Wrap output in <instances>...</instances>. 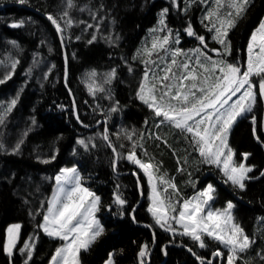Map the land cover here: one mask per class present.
I'll return each mask as SVG.
<instances>
[{
	"label": "trees",
	"instance_id": "1",
	"mask_svg": "<svg viewBox=\"0 0 264 264\" xmlns=\"http://www.w3.org/2000/svg\"><path fill=\"white\" fill-rule=\"evenodd\" d=\"M72 3L69 8L67 0L24 3L0 0V37L7 42L0 41V63L4 55L11 56L10 52H15L13 57L18 61L10 78L0 84V116L7 120L2 122L7 129L0 134V143L11 146L8 151L0 147V264H25L26 254L19 251L25 243L34 245L28 264L51 263L61 241L44 234L39 225L56 175L62 168L72 167L80 171L83 184L100 197L97 216L104 228L88 249L80 253V264H104L110 256L113 264H140L138 253L145 244L148 245L145 264H208L209 260L218 264L212 253L224 252L225 248L217 241L205 237L207 247L200 248L188 236L174 235L155 224L147 211L148 179L125 158L133 143L137 145L139 159L157 165V175L175 183L179 197L173 199H190L195 188L201 190L211 183L216 189L213 203L225 207L232 202L235 222L254 241L240 254L236 264H264V177L248 190L226 182L219 168L202 162L190 134L161 123L162 118H157L137 96L146 67L150 73L162 75L175 49L193 60L199 54L197 49L208 57L217 52L218 58L227 63L242 65L251 33L264 16V0H249L242 15L233 17L235 26L228 30L227 36L229 54L213 39L215 31H209L212 25L204 19L217 8L215 0H178L179 8L172 0H72ZM164 9L168 11L162 26ZM66 10L73 25L66 27L64 20H60L65 28L62 43L61 34L47 17L50 14L59 20ZM227 11L232 9L227 6L220 9L221 18ZM80 21L93 27L84 33L85 25ZM13 23L21 26L12 27ZM189 24L196 36L187 35ZM169 33L168 53L153 52L149 57L145 49H151L154 39ZM197 36L204 37L206 47ZM34 53L44 55L51 65L40 85L36 76L43 74L31 67ZM185 58V55L177 57L178 63ZM200 58L208 62L204 56ZM145 60L150 63L146 65ZM113 70L114 78L105 83ZM92 73L105 91H96L95 95L89 92L86 81ZM15 97L16 105L5 115ZM113 107L117 111L112 112ZM262 107L258 98L255 107L260 111L258 134L264 143ZM105 127L117 153L102 138ZM126 134L132 135L131 141ZM80 140L88 144L87 149ZM229 141L239 147H250L254 144L253 131L236 124ZM53 156L55 159H51ZM260 156L257 153L256 158ZM45 160L50 162L44 163ZM116 194L126 201L123 207L115 203ZM12 224L21 228L10 258L3 248L6 230Z\"/></svg>",
	"mask_w": 264,
	"mask_h": 264
},
{
	"label": "snow or ice",
	"instance_id": "2",
	"mask_svg": "<svg viewBox=\"0 0 264 264\" xmlns=\"http://www.w3.org/2000/svg\"><path fill=\"white\" fill-rule=\"evenodd\" d=\"M19 2L24 3L25 0H19ZM172 3L179 8L178 0H172ZM215 3L217 8L209 11L204 19L209 20L212 25L209 31H215L213 39L224 46L225 54H229L228 30L235 26L233 17L242 15L249 0H215ZM67 4L71 8L72 0H67ZM225 6L232 11H227L224 13V18H221L220 9ZM167 11L164 9L161 14L160 23L162 26L164 25L163 16L167 14ZM68 17L67 10L63 12L59 20L50 14L47 17L55 26L57 33L61 34L62 43L65 28L61 26L60 20H64L66 27H71L73 20ZM11 26L19 27L21 25L13 23ZM87 27L91 28L93 25L88 24ZM186 32L189 36H196L191 24L188 25ZM170 38L171 33L154 39L151 49H145V52L149 57L153 52L157 55L160 51L168 53L169 49L166 46L169 45ZM196 38L201 44H205L204 37L197 36ZM95 39L96 37L93 36L92 41ZM175 43H179L178 38ZM254 49L259 50L255 57ZM247 51V67L242 71L241 67L227 63L223 59L212 60L199 49L196 50L199 54L194 60L182 50L175 49L171 52L170 63L162 69V75L155 72L150 73V69L146 67L137 93L139 100L147 105L157 118H162L161 123L166 122L170 126L190 134L191 143L198 151L203 163L215 165L227 178L226 182L230 181L232 185L238 186L241 190L245 188L244 182L251 179L248 173L252 172L253 168L246 166L243 162L235 163L233 160L234 151L228 143V138L237 120L246 113L252 112L256 103L255 89L257 86L252 79L254 76L259 78L258 92L259 96L264 98V22H261L258 29L253 32ZM181 55H185L186 58L178 63L177 57ZM201 56H204L208 62L205 63L201 60ZM17 63L18 61H14L11 64L12 70L15 69ZM144 63L148 65L150 62L145 60ZM151 63L156 62L151 61ZM174 67L177 69L176 71L173 70ZM129 70L131 71V69ZM10 76L11 73L4 79H0V84ZM91 76L95 77V73H92ZM114 76L115 70L107 75L105 83L111 82ZM96 91L103 92L105 89L93 81L89 85V92L95 95ZM234 97L235 99H233ZM16 103L15 99L10 102L5 110V115L12 111ZM111 111L115 112L117 108L113 107ZM2 122L3 116H0V123ZM252 122L253 125L257 124L255 118ZM256 131L257 129L254 127V135ZM102 138L108 142L113 153H117L116 147L110 141L106 127ZM126 138L131 141L132 135L126 134ZM79 143L85 149L88 148V144L84 140H80ZM92 147H95V144H92ZM136 147L137 145L133 143L125 158L141 169L148 179L151 203L147 211L152 214L155 224L164 231H170L175 235L177 230L173 227L174 223L182 230L178 233L179 235L188 236L191 240L198 242L200 248L207 247L203 239L204 236L217 241L228 249L226 264H235V261L241 259L240 254L246 252L254 241L235 222L232 214L233 203L229 201L224 209L212 208L210 202L215 198V189L212 185H208L207 188L190 199L183 197L173 199V196L179 197V189L175 183L171 179H166L165 176L157 175L159 172L157 165L139 159L136 155ZM16 151H19V146ZM248 155L247 153L243 154L245 161ZM117 158H119V154H117ZM51 159H55V156ZM43 162L49 163L50 161ZM113 166L115 167V162ZM261 175H264V172ZM55 181L56 190L48 201L43 223L39 227L47 236L64 242L63 246L56 249L51 264H80L81 250H87L104 232V228L96 219L100 197L82 186V178L75 167L62 168L55 177ZM159 185L164 187L161 189ZM169 189L172 191L169 192ZM114 199L115 203L121 207L126 203L119 194H116ZM20 228L19 224H13L6 230L7 239L3 250L10 258L16 250ZM153 235L155 236L154 233ZM33 247L34 245L25 243L19 249L22 254H26L25 264H28V261L32 259ZM193 254L195 255V253ZM138 255L141 258L140 264H145L143 258L148 255L147 244L141 248ZM224 255L220 250L212 253L213 257L223 258ZM197 259L202 258L197 257ZM208 264H212V261L209 260Z\"/></svg>",
	"mask_w": 264,
	"mask_h": 264
},
{
	"label": "rangeland",
	"instance_id": "3",
	"mask_svg": "<svg viewBox=\"0 0 264 264\" xmlns=\"http://www.w3.org/2000/svg\"><path fill=\"white\" fill-rule=\"evenodd\" d=\"M261 22H264V16H263V18H262V20H261ZM261 22L259 23V25L261 24ZM76 23H79V22H76ZM80 23L81 24H84L85 26H84V33H87L88 32V30L90 29L89 27H87V25L88 24H91V23H87L86 24V22L85 21H80ZM92 25V24H91ZM259 25L252 31V33H251V36H252V34H253V32L254 31H256L257 29H258V27H259ZM75 26V25H74ZM62 27H63V25H62ZM96 29H99V27H94V30L95 31H97ZM103 35V34H102ZM106 36H108V35H105L104 34V37H106ZM110 36V35H109ZM251 36H250V38H251ZM0 41H2L3 43H7L6 42V38H4V37H0ZM2 42H0V43H2ZM249 42H250V39H249V41H248V44H249ZM248 44H247V47H246V52H245V58H244V62H243V64L241 65H237V66H239V67H241V69H242V71L243 70H246V67H247V59H248V51H247V48H248ZM11 51H14L13 49H11ZM259 50L258 49H254V53H253V55H254V57H255V54L258 52ZM18 52H19V50H18ZM217 52H214V55L211 57V59L212 60H221L220 58H218L219 56H217V54H216ZM10 54H11V56L10 55H4L3 57V59L1 60V63H0V79H4L5 78V76H7L9 73H11L12 74V72H13V70H12V68H11V64L15 61V59H14V57L13 56H15V52H10ZM5 60H6V63H5ZM226 62V61H225ZM31 67H32V69L34 70V71H36V72H38V73H41V74H43V77H39V76H36L37 77V79H36V82L39 84L40 82H41V78L43 79V78H45L46 76V74H47V72L50 70V68H51V65H50V63L48 62V61H46V57L44 56V55H42V54H38V53H34L33 54V56H32V60H31ZM253 79V82L256 84V89H255V91H256V93H257V99H256V103L254 104V106H253V110H252V112H250V113H246L245 115H246V117L242 120L241 118H243V117H241V118H239L238 120H237V122L234 124V125H236V124H243V125H246V126H248V127H250V129L253 131V128L255 127L256 129H257V131H256V134L254 135V144L252 145V146H250V147H246V148H244V147H239L238 146V144L237 143H231L230 141H229V138H228V143H229V145H230V147L233 149V151H234V156H233V160L235 161V163L236 164H239V163H241V162H243V163H245V165L246 166H249V167H252L253 168V171L252 172H250V173H248V176L249 177H251V179H248V180H246L244 183H245V188L244 189H246V190H248L249 188H250V185L251 184H253V183H255V182H257V181H259L260 179H262V177H264V175H261V173L262 172H264V143L260 140V139H258V137H259V134H258V119H259V116H260V111H258V110H255L256 108L255 107H257V100H258V98L260 97L259 96V92H258V84H259V78L258 77H253L252 78ZM93 81H95V83L97 84V85H99V86H101L102 87V84L99 82V80H98V78L96 77V75H95V77H92L91 75H90V77L87 79V81H86V83H87V87L89 88V85L90 84H92V82ZM41 84V83H40ZM39 84V85H40ZM139 89V88H138ZM20 90V89H19ZM14 99H16V97L14 98ZM233 99H235V97L233 98ZM262 115H263V113H262ZM253 118H255L256 119V121H257V124L256 125H253ZM8 119V118H7ZM3 121H7L6 119H5V117H4V119H3ZM233 125V126H234ZM233 128V127H232ZM6 129H7V125L5 124V122L4 123H0V134L1 133H4V131L3 130H5L6 131ZM231 132V131H230ZM229 136H230V134H229ZM0 145H3V147H1L3 150H5V151H8V148H10L11 146L10 145H8L7 144V146H6V144H3L2 142L0 143ZM11 149V148H10ZM245 153H247V154H249L248 155V157H247V160L245 161L244 160V157H243V154H245ZM257 153H259V154H261V156H260V158H256V156H257ZM261 159V160H260ZM153 164V163H152ZM78 170V169H77ZM141 170V169H140ZM79 171V170H78ZM142 171V170H141ZM143 172V171H142ZM60 173V172H59ZM58 173V174H59ZM79 173H80V171H79ZM57 174V175H58ZM56 175V176H57ZM80 176H81V173H80ZM225 177V176H224ZM81 178H82V176H81ZM204 178H206V177H204ZM226 178V177H225ZM227 179V178H226ZM230 182V181H229ZM149 184V183H148ZM208 185H212L211 183H207L204 187H203V189H201V190H199V188H195V190H194V194H193V196L194 195H196L197 193H199L200 191H202V190H204L205 188H207V186ZM82 186H84V187H86L84 184H83V182H82ZM56 187H57V185H56V181H55V184H54V188H53V193H52V195L54 194V192H55V190H56ZM87 188V187H86ZM215 189V188H214ZM216 190V189H215ZM91 191V190H90ZM52 195H51V197H52ZM149 196H150V186H149V195H148V202H149V206H150V203H151V201H150V199H149ZM216 196V192L214 193V197ZM216 198V197H215ZM51 199V198H50ZM211 203V206H212V208H214V209H224L225 207H220V206H217V204H216V202H210ZM148 206V207H149ZM46 214V213H45ZM232 214H233V209H232ZM150 215L152 216V214L150 213ZM152 218H153V216H152ZM96 219L97 220H99V222H100V219L98 218V216H97V213H96ZM43 223V222H42ZM13 225V224H12ZM100 225H101V222H100ZM173 225H175L174 223H173ZM11 226V225H10ZM176 227H174V228H176V230H177V234L180 232V231H182L181 229H179V227L177 226V225H175ZM42 230V229H41ZM43 232V231H42ZM44 233V232H43ZM19 234H20V232H19ZM45 234V233H44ZM205 237H207V236H204L203 237V239L205 238ZM209 238V237H208ZM6 239H7V234H6ZM19 239H20V237H19ZM19 239H18V242H19ZM54 239V238H53ZM209 239H211V238H209ZM54 240H57V241H61V240H59V239H54ZM212 240V239H211ZM18 242H17V244H18ZM195 242V241H194ZM6 243V242H5ZM197 244H198V242H196ZM63 244H64V242L63 241H61V245H60V247L61 246H63ZM199 245V244H198ZM221 245V244H220ZM17 246V245H16ZM222 246V245H221ZM223 247V246H222ZM15 251V250H14ZM83 251V249L81 250V252ZM221 252H223L222 250H220ZM80 252V253H81ZM225 252H227L228 253V249L227 248H225V250H224V254H225ZM227 253H226V255H227ZM14 254V253H13ZM13 256V255H12ZM226 259L227 258H225V255H224V257L223 258H221V257H214V260H217V262H218V264H223L224 262H226ZM79 260H80V254H79ZM109 261H111V264H113V260H112V256H110L105 262H104V264H109ZM51 264V263H50ZM235 264H236V261H235Z\"/></svg>",
	"mask_w": 264,
	"mask_h": 264
},
{
	"label": "water",
	"instance_id": "4",
	"mask_svg": "<svg viewBox=\"0 0 264 264\" xmlns=\"http://www.w3.org/2000/svg\"><path fill=\"white\" fill-rule=\"evenodd\" d=\"M261 103H262V106H263V117H264V98H261ZM213 259H214V257H213Z\"/></svg>",
	"mask_w": 264,
	"mask_h": 264
}]
</instances>
